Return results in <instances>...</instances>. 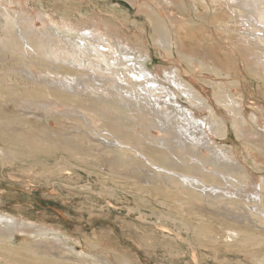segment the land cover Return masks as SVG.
Listing matches in <instances>:
<instances>
[{
    "label": "bare ground",
    "instance_id": "obj_1",
    "mask_svg": "<svg viewBox=\"0 0 264 264\" xmlns=\"http://www.w3.org/2000/svg\"><path fill=\"white\" fill-rule=\"evenodd\" d=\"M129 1L140 7L139 13L148 16L156 34L154 40L164 60L171 61L169 64H161L153 70L148 67L152 53L146 27L123 33V27L112 20L91 19L82 11L75 18L63 14L60 21H56L43 5H39L31 13V21H27L23 10L25 2H14L16 8L12 14L0 2V18L4 20L0 51L3 49L15 57L20 64L18 68L28 81L25 83L35 88L20 90L19 85H9L4 92L15 100L17 109L33 117L16 124L0 121V142L3 143L0 145V160L10 162L14 157H24L26 151L23 148L35 141L24 139L22 134L26 133L25 129H33L32 123L37 117H41L48 127L51 118L79 122L84 128L86 126L80 118L92 128L94 122L97 126L93 129L97 131L99 142L93 141L89 129L88 139L80 136H74V139L93 145L95 150H89L91 154L99 152L105 160L101 166L106 167L108 180L134 177L139 180V190L152 187L156 192L177 190L185 193L184 198L191 202L198 197L208 198L223 215L232 216L234 226L226 228L225 241L237 240L252 245L255 253L249 255L261 254L262 258L256 263L264 264V0H211L218 5L215 4L216 13L207 16L208 21L212 20V26L225 40L228 49L214 40L203 42L199 49L191 38L184 35V26L179 28L177 22L169 25L164 21L162 15L166 9L190 11L185 0ZM204 1L211 11V5ZM198 2L190 0L192 7L197 9ZM16 13H19L18 17ZM36 18L44 23V28H34L32 24ZM114 19L118 20L116 16ZM232 19L235 28L227 26ZM56 68L59 70L54 71ZM59 74L63 75L54 77ZM202 76H208L209 79L205 80L214 85L216 100L221 105L225 103L231 113L229 116L233 118L237 137L243 141V161L235 146L230 149L216 146L218 142L214 136L221 137L228 131V120L219 115L212 101L207 100L206 92L196 86L204 80ZM92 80L95 82L93 86L90 85ZM256 83L258 88H263V95L261 99L250 100L247 91ZM80 86L86 90H80ZM232 88L236 91L233 92ZM217 89L222 92L217 93ZM177 91L192 104L197 101V107H208L214 113L206 111L202 117L196 109L186 108L180 104ZM58 96H62L61 100ZM245 105L251 109L252 117H246ZM138 110H147V113L141 112L143 123ZM130 115H135L136 122L130 119ZM109 121L122 129L113 132ZM141 124L144 129H140ZM4 126L8 128L6 131L2 130ZM72 127L79 129L76 124ZM124 127H127L125 131ZM151 127L163 132L154 137L157 140L152 139L156 146L142 143V138H146L145 130ZM102 132L108 135L104 136ZM38 141L42 148L37 149L48 158L44 165L59 179H66L65 174L70 173V156L86 155L73 143L57 146L47 135ZM202 144L211 149L210 156L200 158L191 154V159L180 161L189 163L193 160L194 165L182 167L173 159L172 154L181 159V148L196 151ZM143 157L149 165L141 160ZM207 162L212 171L206 170ZM201 168L207 172H202ZM104 191L115 196L112 189L104 187ZM139 216L145 219L146 213L140 212ZM60 218L36 212L32 200L25 202L16 195L0 194V264H134L130 259L139 261L138 254L124 246L114 232H103L101 241L90 243V248L95 251L93 254L82 251L76 256L60 255L61 249L68 248L72 252L77 244L84 245L73 232L57 227ZM16 234L39 240L17 245ZM138 247L145 248V245Z\"/></svg>",
    "mask_w": 264,
    "mask_h": 264
},
{
    "label": "rangeland",
    "instance_id": "obj_2",
    "mask_svg": "<svg viewBox=\"0 0 264 264\" xmlns=\"http://www.w3.org/2000/svg\"><path fill=\"white\" fill-rule=\"evenodd\" d=\"M20 1L23 3L25 2L23 10L24 13L27 14L25 17L27 21H31V18H33L31 13L43 5L44 9L48 10L56 21H60L63 14L70 18H75L74 16L77 17L79 15L78 12L82 11L91 19H93V17L98 19L102 17L105 21H107V19L112 20L120 27H123V33H130L136 29L146 27L148 30L147 39L152 53V58L148 60V67L153 70L154 68L161 66V64H169L171 62L166 59L164 60L163 53L159 51L157 42L154 40L156 34L153 24L148 16L145 13H139L140 7L133 5L129 0ZM185 1H187L190 11L179 10L178 8H171L168 11L166 9L163 11L162 15L164 21H168L167 23L169 25L177 22L176 24L179 23V28H183L184 26V29L182 30L184 35L191 38V40L197 44L199 49L202 47L203 42H211L212 40L218 42L220 46L224 47V49H228L225 40L212 26V20L208 21L209 18H207L210 14L214 12L216 13L214 8L218 4L212 3L211 0H206L212 7L210 8L211 11H209V6L204 0H198V9L192 7L194 5L190 4V0ZM0 2H2V0ZM14 2L16 3L17 0H5L1 3V6H5V8L7 7V10L10 9L12 14V10L16 8L13 7L15 6ZM143 9H145V7H143ZM196 9H200V12ZM66 11H68V13ZM183 11L184 13H182ZM228 13L233 15L232 11H229ZM18 15L19 13L15 14L16 17H18ZM114 16H116L118 20H115ZM175 16L179 20H177ZM183 19L185 23L188 24L187 26L184 25L185 23H183ZM3 23L4 20L0 18V34L3 32ZM121 23H123V25ZM194 24L196 26H194ZM32 25L35 29L44 28V23L38 18L34 20V24ZM227 26L235 28L236 25L233 19ZM186 29L190 31H187ZM218 52L219 50L217 53ZM0 54L2 55V60H0V121L7 124L21 123L23 120L33 117V115L27 114L21 109H17L15 100L4 92L9 88V85H19L20 90L25 88L34 90L35 88L32 84L29 85L25 83L28 81L23 77V73L18 68L20 64L14 59L15 57L12 54L9 52L7 53L3 49L0 51ZM175 57H179L176 51ZM28 62H30V60H28ZM58 65L62 66L63 64L59 63ZM53 70L58 71L59 68ZM243 70L245 72L247 71V69ZM87 71L89 72V69H86V72ZM98 72L102 71L98 70ZM61 75L53 76L60 77ZM207 77L208 76H202L201 78L204 80H201L196 86L199 89H202L203 93L206 92L205 95L207 100L212 101L213 106L217 108L216 111L219 115L228 120V131L224 132L225 134L221 137L214 136L218 142L216 146L228 149L234 148L235 146L238 157L243 161L245 153L243 141L237 137L238 133L235 131L232 123L233 118L231 119L229 116L231 113L226 109V104L224 103L225 105H221L216 100L214 96L215 91L213 90L214 85L212 86L207 83L205 80L209 79ZM185 78L188 80V76ZM248 79H250V76H248ZM213 80L215 81V78ZM94 84L95 82L92 80L90 85L93 86ZM79 89L86 90L82 88V86H80ZM262 89L257 87V83L255 85H250L249 91H247L248 99H261L260 96L263 95ZM232 90L233 92L236 91L235 88H232ZM251 90L255 92H252ZM216 91L217 93L222 92L220 89H217ZM250 92L254 94L252 95ZM179 93L180 92H178V94ZM25 97L27 96L25 95ZM61 97L62 96H58V99L61 100ZM178 99L180 100V104H183L186 108H191L193 110L196 109L200 114L202 113V117L206 111L211 114L214 113L208 107H197V101L192 104L183 94H179ZM216 102L218 103V106ZM162 108H165V106H162ZM245 108L246 111H248L246 117H252L249 106L245 105ZM142 111L138 110L139 117L142 121L141 123H143L141 114L147 113V110ZM129 117L136 122L135 115H130ZM80 119L86 128H84L79 122L71 120L62 122L53 118L49 119L51 125L48 127L43 123L41 117L35 118L37 121L32 123L33 129H25L26 133L22 134L26 136H23L24 139L35 141V143L32 144L33 146L31 145L32 147L29 146L26 149L23 148L24 151H26L24 154L25 158L17 156L10 162L0 160V194L16 195L17 198L24 200L25 202L32 200L33 208L36 212H45L47 217H61V223H59L57 227L61 230H69L73 232L74 237L84 244H77L75 246L76 248L72 250L74 253L68 248L61 249L62 253H60V255L65 257L76 256L82 251L93 254L95 251L90 248V243L101 241L103 238V232H114L120 237L124 246L129 247L133 254H138L140 257L139 261L130 259L133 260L134 264H257L256 260L262 258L261 254H256L254 257L249 255L255 251L250 244H241L237 240H232L231 242L225 241L224 235H226V228L231 225L234 226L232 216L226 214L223 215L218 207H214L212 201H208V198L198 197L191 202L184 198L185 193H179L177 190L174 192L160 190L156 192L153 190V187L150 189L139 190L137 182L139 180L134 177L126 179L120 178L121 180H117L118 178L115 180H108L107 169L106 167L101 166L105 163V160H102L99 152L91 154L89 150L94 149L93 145L91 146L89 143L85 145L74 139V136L88 139L90 135L89 131L92 132V136L94 137L93 141L98 139V135H96L97 131L93 129L94 127L96 128L97 125L93 122L92 124L94 125L92 128L87 121H83L82 118ZM73 124H76L79 129H73ZM109 124H111L109 128L113 132L122 129L112 121H109ZM126 128L127 127H124L123 130L125 131ZM7 129L8 128L5 126L2 128L4 131ZM83 129L87 130L83 131ZM140 129H144L142 124ZM158 129L159 128L156 129V127H151L149 129L150 131L145 130V137L147 140L146 138H142L143 136L141 133H137L136 135L140 134L138 136L143 139V144L156 146L157 144L151 141L154 139L157 140L154 137L162 135V130ZM219 131H221V129ZM104 133L105 132H102L104 136L108 135L107 132ZM165 134L169 137L168 131H166ZM46 135L57 146L62 147L64 144L73 143L82 153L86 154L83 157L70 156L68 162L71 163V169L70 173L65 174L66 179H59L56 175H52L51 171L44 165V163L48 161V158L41 155L40 149H37L38 147H41L39 144L40 141L36 142V140H38V138L41 140V138ZM1 144L3 143L0 142V145ZM187 145L192 147L191 144ZM210 145L214 144L210 142ZM5 146L7 147L8 145L5 144ZM33 147L35 149H33ZM132 150L135 152V149L132 148ZM180 152L183 154L181 155V159L178 160L174 154H172V156L182 167L191 166V163L192 165L195 164L193 160H190L189 163L180 162L181 160L191 159V154L200 158H202V156L208 157L211 155V149L209 150L206 144L199 146L196 151H192L190 148L185 149L183 147L180 149ZM64 155L68 154L64 153ZM144 158L145 157L141 160L146 163V158ZM196 163L199 165L201 164L198 162ZM146 164L149 165L148 163ZM205 165L207 167L206 170L212 171L209 169L212 168V166L209 165L208 162ZM206 170H203L202 172H207ZM256 173L258 172L256 171ZM102 184H104V187L107 189L114 190L115 196L113 197L111 193L109 194L105 192ZM99 192H101V194ZM181 195L184 199L181 198ZM140 212L146 213L145 219H142L139 216ZM158 217L163 219H159ZM164 218H167V220ZM162 228H165L166 230ZM37 239L38 238L27 239L23 234H16L15 242L17 245H21L25 244L26 241H34V243L38 242L39 239ZM138 245H145V248L138 247ZM255 248H257V246H255ZM63 253L66 254L64 255Z\"/></svg>",
    "mask_w": 264,
    "mask_h": 264
}]
</instances>
